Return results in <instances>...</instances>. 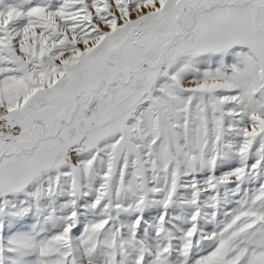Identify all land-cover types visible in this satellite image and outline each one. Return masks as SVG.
<instances>
[{
	"label": "snow or ice",
	"instance_id": "snow-or-ice-1",
	"mask_svg": "<svg viewBox=\"0 0 264 264\" xmlns=\"http://www.w3.org/2000/svg\"><path fill=\"white\" fill-rule=\"evenodd\" d=\"M0 264H264V0H0Z\"/></svg>",
	"mask_w": 264,
	"mask_h": 264
}]
</instances>
